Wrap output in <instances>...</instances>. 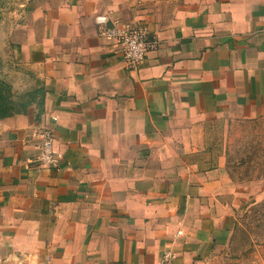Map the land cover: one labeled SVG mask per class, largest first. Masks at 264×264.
<instances>
[{
  "label": "crops",
  "instance_id": "obj_1",
  "mask_svg": "<svg viewBox=\"0 0 264 264\" xmlns=\"http://www.w3.org/2000/svg\"><path fill=\"white\" fill-rule=\"evenodd\" d=\"M11 4L0 264H258L237 248L244 188L215 147L221 120L264 116V0ZM112 22L146 27L138 66L105 35ZM45 130L55 167L37 162Z\"/></svg>",
  "mask_w": 264,
  "mask_h": 264
},
{
  "label": "rangeland",
  "instance_id": "obj_2",
  "mask_svg": "<svg viewBox=\"0 0 264 264\" xmlns=\"http://www.w3.org/2000/svg\"><path fill=\"white\" fill-rule=\"evenodd\" d=\"M18 8L11 0H0L1 16L8 27L11 12ZM6 33V32H5ZM0 51L3 52L5 63V78L17 80V75L11 74L12 55L6 34L0 32ZM17 72V71H16ZM19 99L26 105L28 86L20 76ZM6 94L11 95L10 85ZM22 107V106H21ZM216 134V147L222 158L220 162L230 175L233 183L241 184L245 193L244 213L239 218L237 229V248L242 251L256 252L258 264H264V116L260 117H229L221 120ZM260 195L259 198L257 195Z\"/></svg>",
  "mask_w": 264,
  "mask_h": 264
},
{
  "label": "built area",
  "instance_id": "obj_3",
  "mask_svg": "<svg viewBox=\"0 0 264 264\" xmlns=\"http://www.w3.org/2000/svg\"><path fill=\"white\" fill-rule=\"evenodd\" d=\"M105 35L114 41V45L120 57L132 67L138 66L146 57L151 48L148 39V31L145 26L125 27L118 22H112L105 29ZM38 149L37 162L39 165L57 166V152L52 135L45 130L41 133L36 143ZM172 255L165 252L161 255L158 264H171Z\"/></svg>",
  "mask_w": 264,
  "mask_h": 264
},
{
  "label": "trees",
  "instance_id": "obj_4",
  "mask_svg": "<svg viewBox=\"0 0 264 264\" xmlns=\"http://www.w3.org/2000/svg\"><path fill=\"white\" fill-rule=\"evenodd\" d=\"M0 96H1V88H0ZM0 100H1L0 101V111H2V113L4 115V114H6L5 112L9 110L8 107H9L10 103L8 102L6 95ZM1 105H2V107H1Z\"/></svg>",
  "mask_w": 264,
  "mask_h": 264
}]
</instances>
